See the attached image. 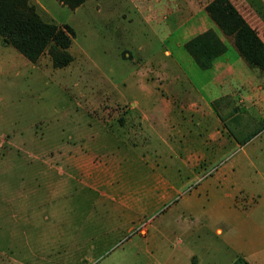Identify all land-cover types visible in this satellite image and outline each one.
<instances>
[{
    "label": "crops",
    "instance_id": "crops-1",
    "mask_svg": "<svg viewBox=\"0 0 264 264\" xmlns=\"http://www.w3.org/2000/svg\"><path fill=\"white\" fill-rule=\"evenodd\" d=\"M185 1L168 0L160 18L165 25L161 42L174 38L168 42L171 47L162 51L170 60L147 62L149 68L160 71L157 75L166 77L177 72L183 80L177 84L176 95L165 98L151 89L142 90L149 103L131 100L135 107L132 112L147 120L158 111L155 107L159 103L163 105V129L161 134L151 132L153 143L161 144L157 148L163 154L165 149L177 148L176 157L168 154L159 160H144L141 149H153L154 144L143 139V144L134 145L132 136L127 140L114 134L111 138L88 130L74 141L59 142L56 131L37 129L43 115L41 107L33 103L26 106L20 99L24 96L18 83L10 81L8 72L23 65L32 70L33 83L47 86L50 61L43 57L30 62L0 38V255L5 261H41L43 253L58 244L60 214L67 213V228L84 227L83 217H74V213L87 211L84 198L87 204L93 195L84 187L112 175L128 182L125 187L136 208L138 196L142 198L141 211H152L175 198L167 218L171 225L174 214L178 215V230L188 242L193 243L189 235L200 242L208 240L212 246L219 241L229 254L226 264L237 256L250 264H264V85L238 59L223 62L219 71L217 60L207 69L190 60L183 44L212 28V22L200 9L190 11ZM152 18L148 17L149 22ZM173 53H179L181 61L171 60ZM197 69L206 72L201 74ZM217 98L221 99L219 109L211 104ZM11 99L13 107L9 109ZM171 99L180 101L179 107L170 104ZM222 101L238 102V110L229 117L241 123L257 117L263 128L243 141L228 137L226 129L221 133L215 115L216 111L226 113ZM251 101L258 102L256 116ZM98 149H104L100 151L103 161L94 164L92 151ZM59 175L65 179L59 182ZM75 177L81 185L77 189L73 187ZM63 181L65 188L59 189ZM192 182L188 192L177 195ZM75 222L81 225L74 226ZM207 234L210 237L202 240ZM193 252L197 264L208 255L197 249Z\"/></svg>",
    "mask_w": 264,
    "mask_h": 264
},
{
    "label": "rangeland",
    "instance_id": "rangeland-1",
    "mask_svg": "<svg viewBox=\"0 0 264 264\" xmlns=\"http://www.w3.org/2000/svg\"><path fill=\"white\" fill-rule=\"evenodd\" d=\"M167 1L84 0L79 6L70 9L58 0H27L42 21L57 26H68L73 30L68 47L72 59L61 68H53L50 63L51 69L46 76L47 86L33 83L32 70L23 65L14 66L8 72L10 81L18 83L24 96L20 99L25 101L26 106L33 103L41 107L43 115L39 119L37 129L42 132H45L46 128L56 131L59 142L74 141L77 136H82L88 130L111 138L114 134L118 137L125 136L127 140L132 136L134 145L143 144V139L149 140V144H154L153 149H141V157L144 160H159L168 154L176 157L177 148L165 149L166 153L163 154V150L157 148L161 144L158 142L157 146L153 143L155 140L151 132L157 135L156 132L161 134L163 129V105L159 103L155 107L158 111L147 120V117L136 116L132 112L135 107L131 102L137 99L149 103L146 102L147 98L142 90L151 89L165 98H173L178 82L183 80L177 76L175 70H171L172 73L175 72L171 76L165 77L157 75L159 70L147 65L150 60H170L162 51L164 47H171L168 42L174 38L161 42L165 25L160 18L166 12ZM209 1L186 0L185 3L190 11L200 9V12L207 16L204 6ZM228 1L264 44V0ZM151 15L153 18L149 22L148 17ZM209 29L214 32L217 44L223 49L211 60L218 61L217 71L223 67V62H234L236 59L247 66L238 55L231 37L224 35L213 22L212 28ZM187 55L194 62V56L188 53ZM179 56V53H173L171 60L181 61ZM43 57L45 61L49 59L47 53H42L36 62ZM249 69L264 85V74ZM197 71L201 74L206 72L198 69ZM169 103L179 107L180 101L171 99ZM222 103L226 106V113L216 111L215 115L221 125V133L226 129L228 137L243 141L256 136L263 128V125L257 122V117L251 116L245 123H241L236 117H229L238 110V102ZM251 103L252 107L256 106L251 108L256 116L260 111L258 102ZM211 104L219 109L221 99H213ZM8 105L9 109H12V99ZM101 150L104 152V149L92 151V163L103 161ZM60 152L59 149V158ZM106 178L91 181L90 186L84 187L90 189L93 194L88 198L87 204L84 198L83 207L87 211L74 213L77 220L83 217L81 222L84 227L67 228V213L60 214L58 244L52 245L49 253L44 252L42 260L37 264H197L194 249L208 254L203 258L202 264H226L230 259L219 241L212 246L205 240L210 237L208 234L202 236L201 239L205 240L203 242L191 235L188 238L193 243L185 240L184 234L180 235L178 230V215L174 214V219H171V225L169 224L167 216L170 214L167 215V212L175 198L152 211H141L142 198L138 196L136 208L129 188L125 187L128 182L119 176L112 178V175H107ZM62 179L65 177L59 175V182ZM74 179L73 187L80 188L78 177ZM194 183L180 190L177 195L188 192ZM62 188H65L64 181L59 184V189ZM79 208L81 210V206ZM75 225L81 223L75 222ZM202 234L199 232L200 236ZM187 243L190 247H187ZM190 249L192 251H188ZM4 258L0 255V264H16L5 261ZM229 264L250 263L237 256Z\"/></svg>",
    "mask_w": 264,
    "mask_h": 264
},
{
    "label": "trees",
    "instance_id": "trees-1",
    "mask_svg": "<svg viewBox=\"0 0 264 264\" xmlns=\"http://www.w3.org/2000/svg\"><path fill=\"white\" fill-rule=\"evenodd\" d=\"M58 1L73 9L84 0ZM204 11L224 35L232 38L246 65L264 74V44L234 6L228 0H210ZM72 31L68 26L42 21L27 0H0L1 42L12 46L30 62L47 53L53 68L66 66L72 59L68 52ZM217 43L214 32L207 29L187 40L183 47L194 56L200 69H207L211 60L223 51Z\"/></svg>",
    "mask_w": 264,
    "mask_h": 264
}]
</instances>
